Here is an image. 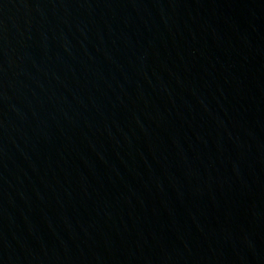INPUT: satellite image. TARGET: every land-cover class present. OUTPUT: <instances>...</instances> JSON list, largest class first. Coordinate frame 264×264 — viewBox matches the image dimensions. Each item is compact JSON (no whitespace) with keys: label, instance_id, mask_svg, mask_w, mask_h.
<instances>
[{"label":"water","instance_id":"obj_1","mask_svg":"<svg viewBox=\"0 0 264 264\" xmlns=\"http://www.w3.org/2000/svg\"><path fill=\"white\" fill-rule=\"evenodd\" d=\"M0 264H264V0H0Z\"/></svg>","mask_w":264,"mask_h":264}]
</instances>
